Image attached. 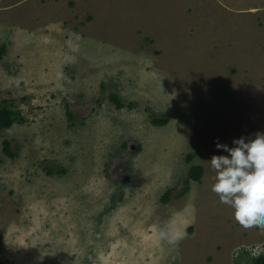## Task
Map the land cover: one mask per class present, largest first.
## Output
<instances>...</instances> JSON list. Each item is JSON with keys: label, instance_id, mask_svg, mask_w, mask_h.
I'll list each match as a JSON object with an SVG mask.
<instances>
[{"label": "rangeland", "instance_id": "obj_1", "mask_svg": "<svg viewBox=\"0 0 264 264\" xmlns=\"http://www.w3.org/2000/svg\"><path fill=\"white\" fill-rule=\"evenodd\" d=\"M0 54V106L24 120L0 130V264L261 251L208 160L264 135V0H0Z\"/></svg>", "mask_w": 264, "mask_h": 264}, {"label": "clouds", "instance_id": "obj_2", "mask_svg": "<svg viewBox=\"0 0 264 264\" xmlns=\"http://www.w3.org/2000/svg\"><path fill=\"white\" fill-rule=\"evenodd\" d=\"M232 145L219 141L215 144L218 150L228 154H214L208 160L216 173L211 190L219 196L222 204L228 205L234 211L236 221L243 228L251 230L262 227L264 226V135L258 136L254 142H249L243 136L234 138ZM159 236L169 244H176L182 239L180 233L171 231H161ZM262 245L261 251L256 254L255 249L253 250V255L264 252V244Z\"/></svg>", "mask_w": 264, "mask_h": 264}, {"label": "trees", "instance_id": "obj_3", "mask_svg": "<svg viewBox=\"0 0 264 264\" xmlns=\"http://www.w3.org/2000/svg\"><path fill=\"white\" fill-rule=\"evenodd\" d=\"M1 55V54H0ZM113 98V97H112ZM117 103L118 101L116 100V98H113ZM120 106V103H118V107ZM68 118H70V113H67ZM24 120L23 118H21L19 116V112L17 110H12L10 108H8L6 105L0 106V130L2 129H7L9 127H11V125L13 123H22ZM154 124L156 125H165L168 122V118L165 119H154L152 121ZM4 152L12 157L13 154L10 152L9 150V146L8 143L5 141L4 142ZM190 155L187 156V160L190 159ZM51 170L48 171V173H50ZM203 174V168L200 165H191L189 170H188V179L190 180H194V181H199L201 176ZM187 179V180H188ZM188 181H186V186L183 190L182 194H185L188 189ZM169 189L168 191L164 192L160 198V201L162 204H167L170 199H169ZM240 254L236 257V261L235 264H264V252L263 253H259L258 255H253L251 254L250 250L247 248H243L240 250Z\"/></svg>", "mask_w": 264, "mask_h": 264}]
</instances>
